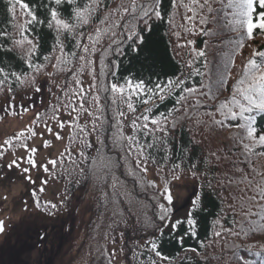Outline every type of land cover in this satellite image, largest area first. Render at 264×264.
Wrapping results in <instances>:
<instances>
[{"label":"snow or ice","instance_id":"6c2138e0","mask_svg":"<svg viewBox=\"0 0 264 264\" xmlns=\"http://www.w3.org/2000/svg\"><path fill=\"white\" fill-rule=\"evenodd\" d=\"M113 2L114 0H37L30 5L25 0H0L3 5L0 12L7 17L5 26L0 27V53H3L0 56V97L4 101L0 111L12 116H19L21 109L24 112L29 111L30 108L24 104L25 98L32 102V94H42L46 87L51 93L48 82L55 75V70H64L62 65L67 66L77 58L83 65L93 64L94 61L89 57L95 56L97 46L104 38L110 39L111 43L102 56L109 52L115 56H124L126 48L138 54L139 46L145 42L142 32H151L154 22H163L166 19L164 0H120L115 8L112 7ZM181 5L186 13H192V16H185V20L192 23V35H217L213 31L204 30L201 33L196 29L197 19L200 25L209 23V19L199 15L196 8L207 9L211 13L210 0H202L200 3L198 0H191V6L181 0ZM257 5L261 9L259 12ZM171 6L176 8L177 0H172ZM225 7L230 10V13H225L226 26L241 35L233 41L236 47L225 54L227 63L223 66L209 62L206 42L204 49H196L194 41L188 42L192 45L190 59L183 65L188 69L187 74L181 71L177 76L164 78L159 75L153 78L152 74L147 77L134 74L120 77L119 61H112V67L106 71L101 60L99 91L108 94L106 100L109 107L115 106L116 123L112 127L116 129V133L112 135L111 143L122 155L119 161L114 162L111 156L97 149V155L90 157L84 149H91L92 145L85 140L84 148L78 155L84 162L90 163L91 167L80 169V172L81 175L90 174L101 184L110 186L111 194L104 195L113 203L116 199L129 195L127 191L121 192L123 186L115 174V169L121 162H125L127 175L143 188L152 190L151 200L155 211L154 218L148 220L147 225L155 232L146 243L149 253L154 254L160 261L169 259L160 250L165 242V229H169L167 235L181 246L186 236L190 239L198 238L197 216L204 211L205 199L213 196L222 203L231 200L232 203L227 206L233 213V227L225 228L221 225L220 230L213 233L214 237L224 236L226 239L231 236L244 239L264 232V163H261L264 161V127L258 123V116L264 117V50L257 49L251 53V57L239 70L238 78L231 85L229 98L218 104L203 102L218 100L223 91H229L227 85L234 68L233 57L245 47L244 35L246 34L249 41L254 40L256 35H264V0H226ZM168 23L175 27L172 19H168ZM92 24L95 27L86 31ZM45 35H50L53 41L48 52L42 51ZM175 35L179 40V33ZM69 44L72 50L66 51ZM185 46L177 44L178 48ZM49 67L54 71L48 72ZM92 75L93 83L89 90L96 89L94 71ZM41 76L47 78L44 83H41ZM195 77L200 78L198 82L194 80ZM105 80L108 82L105 83ZM76 83L80 85L81 82L76 80ZM64 94L67 95L66 90ZM76 95L80 96L81 109L87 111L84 109L85 96L82 87L79 92H73V96ZM92 99L99 105V94ZM122 105L126 106L130 117L122 110ZM52 111L53 115L49 118L57 121L56 127L62 131L66 124L59 121L57 113L60 107L54 106ZM72 111H76L75 107H72ZM99 111L103 112L105 109L101 108ZM87 114L93 116L91 111H87ZM202 116L207 117V120H203ZM42 120L49 135H53L55 140L63 139L61 132L54 131L39 115L33 123L39 126ZM124 120L129 121L127 126L132 130L131 135L125 136L123 132ZM226 121L235 122L230 127L236 129L229 138L231 145L226 150L211 152L209 156L193 162L191 149L177 142L175 133L178 128L183 130L186 125L191 124L197 129L207 127L211 132L224 129ZM69 126L75 127L71 122ZM102 126V115H94L92 131L97 132ZM188 130L192 131V128ZM80 132L86 133L87 130L81 128ZM27 133L30 137L37 136L32 127L27 129ZM23 137L25 132L22 131L5 139L0 145V159H3L5 149L11 150L18 142L28 154L26 162L30 167H25L22 171L30 183H36L30 175V169L42 168L45 173H49L63 165L64 153L58 159H48L46 164L38 165L35 156L39 149L30 148ZM194 137L195 133L191 143H198ZM50 145V141L44 140V148ZM24 159L14 158L6 165L7 170L11 171L14 167L20 169ZM68 159L71 163H76L70 154ZM150 164L156 166L160 184L156 180L144 179ZM48 165H51V170ZM185 173L197 180L203 177L206 183H200V194L191 199V207L186 216L174 219L176 205L173 189L182 181ZM0 178H3L2 174ZM47 183V180L41 181V184ZM44 190L43 187L40 188V192ZM33 198H36L35 193ZM47 206L51 209L57 208L54 203ZM36 207H40L38 201ZM236 215L241 217L239 221L235 219ZM252 217L257 219L253 220ZM216 223L219 224L220 221L216 220ZM4 231V222L0 221V234ZM123 235L121 232V239ZM112 241L116 242L114 237ZM200 247H204V244L201 243ZM227 249L231 255L226 264H264V244L233 242L227 245ZM190 250L197 252L195 248ZM111 255L115 256V252ZM149 264H157V261L150 257Z\"/></svg>","mask_w":264,"mask_h":264},{"label":"trees","instance_id":"16d2710c","mask_svg":"<svg viewBox=\"0 0 264 264\" xmlns=\"http://www.w3.org/2000/svg\"><path fill=\"white\" fill-rule=\"evenodd\" d=\"M25 2L32 5L37 0H25ZM119 2L120 0H114L112 7L115 8ZM183 2L191 6V0H183ZM200 2L202 0H198V3ZM210 4L212 7L211 13H208L207 9L201 10L199 7L196 8L199 15L209 19L207 25H200L197 19L196 29L201 33L204 30L216 32L217 35L215 36L208 37L203 34L192 35V23L185 20V16H192V13L185 12L184 7L181 5V0H177L176 8L171 6L172 0H164L163 7L166 19L163 22H154L151 32H142L145 42L139 46L140 52L138 54L132 53L130 49L126 48V54L124 56H115L111 52L107 53L106 56H102L104 50L111 43L110 39L104 38L102 43L97 46L95 56L89 57V59L94 61L93 64L83 65V62L77 58L67 66L62 65L64 67L63 71L55 70V75L52 77V103L39 116L49 123L53 121L49 118L53 115V107L59 106L60 111L57 115L63 117L62 122H65L66 128H70V134L67 139V145L62 152L64 153L63 165L55 170H51V165L48 166L51 171L47 173V186L43 192H40L39 189L35 191L36 198L34 201L35 206L37 201L39 202L40 207L36 208L40 212L54 219L55 223L52 226H59L64 233L67 227V221L63 218L66 216L70 218L74 211L80 213L79 217H82V224L79 228L77 227L78 236L76 239H72L73 226L69 234L65 233V241L70 240V248L67 250L64 244L61 246V241H63V235L61 233L58 235V240L56 234L52 232L51 235L54 242L48 243L50 244L49 246L46 244L47 242L43 245L42 243L40 245V241L35 243L42 250V261L37 264H149L150 257L155 259L157 264H226L231 255L227 249L228 244L233 242L237 244H264V232L250 235L244 239H237L231 236H227L226 239L224 236L221 238L214 237L213 233L220 230L221 225L225 228L233 227L231 223L233 213L227 206L232 203L231 200L222 203L220 199L213 196L205 199L204 211L200 212L197 216L198 238L190 239L186 236L183 246H181L167 235L168 229H165V242L160 250L169 259L160 261L154 254L149 253L146 243L155 232L151 226L147 225V221L154 218L153 212L155 209L153 207V201L151 200L152 190L143 188L131 176L127 175L125 162H121L120 166L116 167L115 174L119 177L123 186L121 192L127 191L129 195L126 198L116 199V202L113 203L106 199L104 195L105 193L111 194L112 189L110 186L101 184L92 178L90 174L81 175L80 172V169H88L91 167L90 163L84 162L83 158L78 155L84 148L85 140L89 141L92 145L91 149H84L85 153L90 157L97 155V149L111 156L114 162L119 161L122 155V152L114 148L111 143V137L116 133V129L112 127L116 123L114 119L115 106L109 107V102L106 100L108 94L99 91L101 84V60H103V65L106 66V71L112 67V61H119L120 77L129 74L147 77L152 74L153 78L156 75L164 78L177 76L181 71L187 74L188 69L184 68L183 65L190 59L192 45L188 42L194 41L196 49H204L206 42L208 45L206 51L209 62L223 66L227 63L225 54L230 53L236 47L233 41L239 38L241 33L233 32L226 26L225 13H230V10L225 7L226 0H210ZM2 8L3 5L0 4V9ZM259 11L261 9L257 5V12ZM168 19H172L175 27H172L168 23ZM6 20V15L0 12V27L5 26L4 22ZM94 27L95 24H92L86 31ZM141 28H143V25H141ZM185 29H188V31L186 32ZM175 33H179V40H177ZM244 39L245 47L239 52H236L233 57L234 68L232 69V76L227 85L229 91H223L219 95L218 100H204L203 102L205 104H218L226 98H229L231 85L238 78L239 70L246 63L247 59L251 57V53L257 49L264 50V48L260 47L264 46V35H256L254 40L249 41L245 34ZM52 42L51 36L45 35L42 51L48 52ZM178 43L186 46L178 48ZM71 50V44H69L66 51ZM2 55L3 53H0V56ZM68 59L71 58L68 57ZM93 71L96 76V89L89 90V86L93 83ZM108 79L110 80L111 77L109 76ZM199 79V77L194 78L197 82ZM76 80L81 82L80 85H77ZM104 82L107 83L108 80ZM189 83L191 84L192 81H189ZM80 87L84 90V109L91 111L93 116H89L87 111L81 109L80 96H73V92H79ZM65 90L67 91V95L64 94ZM213 91H215V88ZM96 94L100 95L99 105L92 99ZM65 105L70 106L65 107ZM168 106L170 107L171 104ZM72 107H75L76 111H72ZM121 107L126 115L130 117L131 114L128 112L126 106L122 105ZM101 108L105 109V111L100 112L99 109ZM94 115H102L103 117L102 129H98L97 132L92 131ZM201 118L207 120V117L202 116ZM69 122L74 124L75 127L69 126ZM97 123L99 124L100 122ZM128 123V120H124L125 127L123 132L125 136L132 134L131 128L127 126ZM234 123L226 121V127L224 129H216L211 132L207 127L197 129L191 124H188L183 130L178 128L175 136L179 144L186 145L191 149L192 160L194 162L196 159H203L209 156L211 152L226 150L231 145L229 138L236 131L234 127H230ZM258 123L264 127V117L258 116ZM39 126H43V120ZM81 128H86L87 132L81 133ZM189 128H192V131H189ZM193 133H195L194 139L198 143H191ZM11 137L14 136H10L9 138ZM29 137L26 135L22 139L28 144ZM101 140L103 143H100ZM21 148L17 142L11 150L5 149L3 159H0V164L4 162L11 152L18 151ZM69 154L76 161L75 164L69 161ZM253 159L256 158L253 157ZM261 163H264V161H261ZM152 171L157 173V168L150 164L149 172L144 177L145 180H153L150 177ZM139 175L140 173L137 171V176ZM184 177L191 179L197 185V188L194 187L195 189H192L188 201L189 207H191V199L195 195L200 194V183H206V181H204L203 177L200 180L194 179L188 173H185ZM57 184L63 187L60 193V199L45 198L48 188ZM206 191L207 189H205ZM51 203L56 204L57 208L51 209L47 206ZM175 205L177 215L179 206L177 204ZM222 208L223 211L221 212ZM239 211V206H237V212ZM76 217L78 218V216ZM235 219L239 221L241 217L236 215ZM252 219L255 220L257 218L252 217ZM216 220H219L220 223L217 224ZM57 221H60V223ZM121 232L124 234L122 239L120 237ZM113 237L115 238V243L112 241ZM201 243L204 244V247H200ZM193 248L197 249V252L190 250ZM113 252H115V256L111 255ZM217 257L220 259H215Z\"/></svg>","mask_w":264,"mask_h":264},{"label":"rangeland","instance_id":"374dc122","mask_svg":"<svg viewBox=\"0 0 264 264\" xmlns=\"http://www.w3.org/2000/svg\"><path fill=\"white\" fill-rule=\"evenodd\" d=\"M47 71L52 72L54 70L50 67ZM46 79V77L42 76L40 78L42 81L41 83H44ZM48 83L52 89V80ZM45 89H47V87ZM37 95L38 94H34V100L38 97ZM49 95L50 93L48 92V96ZM49 100L48 98L43 100V103H41V101L29 103L28 99L25 98L24 104L30 108L29 111L24 112L21 109V114L19 116H12L8 113L0 116V144L2 145L7 136L11 134L17 135L23 131L25 132V136L29 135L27 129L33 126V122L37 115L48 105ZM17 102L19 103V101ZM3 104V97H0V107H2ZM3 113V111H0V115ZM61 120L62 116L59 117V121ZM56 123L58 122L53 121L52 124L55 125L50 126L54 128V131H60L61 135H63V131L56 127ZM32 128L36 131L37 136L29 137L28 146L30 148L37 147L39 149L35 159L38 165H44L47 163L48 159H54L60 155L66 141L65 139L55 140L53 135H49L45 131L44 126L36 125ZM66 134H68V131ZM44 140L51 142L48 148L43 147ZM27 155L24 149H21L19 152L11 154L6 162L1 164L2 167L0 168V174L3 175V178H0V221H3L5 225L4 233L0 234V264H37L41 262L42 250H40L35 243L40 241V245L41 243L43 245L45 242H47L46 244L54 242V239L52 240V232L56 234L57 238L60 233L63 235L61 246L64 244L67 250L70 248V240L65 241V233L69 234L73 226L72 239H76L78 236L77 230L82 224V217H79L80 213L74 211L70 218L67 216L63 218L67 221V227L64 233L59 226H52L55 223L53 218L39 213L34 208L33 191L36 188L43 187L44 184H41V181L44 180L46 173L42 168L39 170L30 169V175L32 179L36 181L35 184L30 183L25 178L26 174L22 171L23 168L30 167L26 162ZM14 158L25 159L20 169L14 167L11 171H8L6 165ZM150 177L160 184V179L155 171L151 172ZM195 186V184L190 182L189 178L184 177L173 189L175 197L174 203L177 205L179 204L180 207L183 206L179 210V217L186 216L189 210L188 201L191 196V191ZM59 191V186H53L49 195L57 197ZM5 197H7V199H5ZM76 216H78V218ZM57 222L60 223V221ZM49 245L50 244H48V246Z\"/></svg>","mask_w":264,"mask_h":264}]
</instances>
